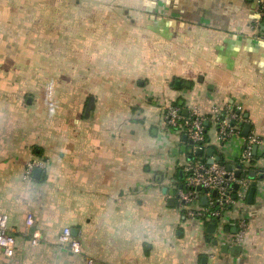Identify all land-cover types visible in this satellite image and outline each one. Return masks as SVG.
<instances>
[{
  "label": "crops",
  "instance_id": "1",
  "mask_svg": "<svg viewBox=\"0 0 264 264\" xmlns=\"http://www.w3.org/2000/svg\"><path fill=\"white\" fill-rule=\"evenodd\" d=\"M256 1L0 0V213L15 239L0 264H264V147L252 203L247 194L211 234L179 209L195 152L162 118L171 105L196 110L207 137L198 157L212 150L233 168L245 125L264 144ZM53 3L62 10L49 12ZM215 107L245 119L223 145ZM35 160L44 168L30 182ZM240 221L246 235L234 245ZM64 228L78 229L79 255L58 243Z\"/></svg>",
  "mask_w": 264,
  "mask_h": 264
},
{
  "label": "built area",
  "instance_id": "2",
  "mask_svg": "<svg viewBox=\"0 0 264 264\" xmlns=\"http://www.w3.org/2000/svg\"><path fill=\"white\" fill-rule=\"evenodd\" d=\"M250 30L252 37L264 43V0L256 1V14L253 19ZM238 109H230L227 107L212 109L209 120L215 127L216 141L223 145L241 133V128L245 119L242 117ZM163 124L166 128L182 133L187 141L192 143L194 152L196 150L205 149L207 145L205 119L197 116L196 110L191 114L184 115V111L180 107L174 105L168 106L163 111ZM264 147L262 140L248 135L243 139V145L237 163L244 165L232 167L230 171L226 169V165L214 162L208 164L205 160L190 161L183 170V185L178 193L179 209L184 212L188 220H198L202 222L212 223L218 221L222 215L232 208H238L245 203L248 191L251 188V181L248 178L249 163L252 159L253 149L256 147ZM264 152V148H263ZM212 159H214L212 157ZM44 163L41 161H30L27 163L24 171V179L32 181L34 179L33 172L35 169H43ZM239 173L236 178L235 173ZM237 185V189L234 186ZM196 188H200L206 199V207L204 209H194L192 206L199 200V192ZM26 225L31 227L33 219L28 216ZM246 223L240 221L237 225V232L232 236L231 243L239 245L246 235ZM37 236H33L32 245L37 244ZM58 243L61 246H67L71 253L79 255L81 247L79 242L72 237L71 230L64 228L58 236ZM0 250L6 257H12L15 251V239L8 229V216L0 213Z\"/></svg>",
  "mask_w": 264,
  "mask_h": 264
},
{
  "label": "water",
  "instance_id": "3",
  "mask_svg": "<svg viewBox=\"0 0 264 264\" xmlns=\"http://www.w3.org/2000/svg\"><path fill=\"white\" fill-rule=\"evenodd\" d=\"M175 84H176V86H179V82H176ZM186 114H187L186 111H184V115H186ZM245 117L247 118V116H245ZM250 129H251L250 125H245V126H244V129H243V135H244V136H248V134H249V132H250ZM183 141H184V142H187L186 137H183ZM189 144L192 145L191 142H189ZM256 150H257V148L255 147V148L253 149V155L256 154ZM202 152H203L202 150H199V149H198V150L195 151V155H196V156H201V155H202ZM212 155H213V154H212V150H207V157H209V158H208V161H207L208 164H212V163H214V162L220 163L221 165L224 164L220 158H214V159H212ZM226 169H227L228 171H230V170L232 169V166H230V165H226ZM41 173H42L41 170H39V169H35L34 172H33V177H34V179H39ZM180 176L183 178V175H182V174H180ZM235 176H236V178H239L240 175H239V173L237 172V173H235ZM254 177H255L254 173H252V174L249 175L250 180H254ZM181 188H182V187H181ZM181 188H180V189H181ZM234 188L237 189V185H235ZM196 191H197V192H200L201 189H200V188H196ZM255 192H256V184L254 183V184L252 185L251 189H250L249 192H248V196H247V201H248V203H252V201H253V197H254V195H255ZM203 202L206 203V199H205V198H203ZM215 229H216L215 221H213L211 224H208V225H207V232H208V233L214 234V233H215ZM77 230H78V229L76 228V229H74L73 231H71L72 236H76V235H77V232H78Z\"/></svg>",
  "mask_w": 264,
  "mask_h": 264
},
{
  "label": "trees",
  "instance_id": "4",
  "mask_svg": "<svg viewBox=\"0 0 264 264\" xmlns=\"http://www.w3.org/2000/svg\"><path fill=\"white\" fill-rule=\"evenodd\" d=\"M174 106L181 108V105L180 106L179 105H174ZM256 158H257V155L252 157V159H251V161L249 163V167H247V169H246L248 171V177L251 174V172L253 171V163H254ZM199 159L205 161L204 159H202V158H200L198 156H195V155L191 156V162L195 161V160H199ZM236 166H241L242 168L244 167V165H241L240 163H237Z\"/></svg>",
  "mask_w": 264,
  "mask_h": 264
},
{
  "label": "rangeland",
  "instance_id": "5",
  "mask_svg": "<svg viewBox=\"0 0 264 264\" xmlns=\"http://www.w3.org/2000/svg\"><path fill=\"white\" fill-rule=\"evenodd\" d=\"M60 10H62L61 7H58L55 3L52 4L51 9L48 8V11H49V12L51 11V13H53V14H54L56 11H60ZM46 13H48V12L46 11ZM48 16H49V14H48ZM49 17H50V16H49Z\"/></svg>",
  "mask_w": 264,
  "mask_h": 264
}]
</instances>
